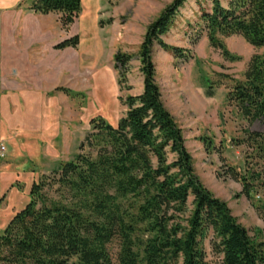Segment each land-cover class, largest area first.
I'll list each match as a JSON object with an SVG mask.
<instances>
[{
	"label": "trees",
	"instance_id": "16d2710c",
	"mask_svg": "<svg viewBox=\"0 0 264 264\" xmlns=\"http://www.w3.org/2000/svg\"><path fill=\"white\" fill-rule=\"evenodd\" d=\"M186 1L174 0L146 29L138 54L142 92L125 99L126 112L116 127L91 119L81 152L31 185L29 202L0 233V264H207L203 246L208 238L221 264H264L262 231L238 223L227 204L199 182L155 82L154 45L175 58L186 56L161 39ZM209 4V10H201V26L225 59H237L221 41L233 35L259 51L239 80L226 76L232 82L226 105L250 124L264 120V0ZM31 9L58 14L65 29L80 13L81 0H34ZM78 43L73 36L55 48ZM128 61L119 52L114 56L119 83L125 82ZM243 134L232 140L244 148L243 167L225 165L217 177L239 183V196L264 221V134L250 129ZM204 145L208 152L217 151L213 140L205 139ZM113 243L118 247L114 256Z\"/></svg>",
	"mask_w": 264,
	"mask_h": 264
},
{
	"label": "rangeland",
	"instance_id": "374dc122",
	"mask_svg": "<svg viewBox=\"0 0 264 264\" xmlns=\"http://www.w3.org/2000/svg\"><path fill=\"white\" fill-rule=\"evenodd\" d=\"M173 1L81 0L80 13L65 28L78 36L79 43L73 53L61 57L62 71L51 69L44 76L47 91L41 129L36 133L12 132L8 138L17 143L15 146L3 141L0 233L29 202L33 183L81 152L79 148L90 132L91 119L102 118L116 127L126 112L125 99L142 92L138 54L146 29ZM209 8V0H187L177 11L161 39L184 50L186 56L175 58L171 52L154 45L151 59L155 82L164 107L182 132L199 182L227 204L238 223L249 231L260 229L264 237V221L255 207L239 196L240 184L217 177L225 165L243 167L244 148L236 147L232 140L243 138L245 129L264 134V120L250 124L226 105V93L232 86L230 79L239 80L250 58L259 51L241 36L233 35L221 41L237 59H225L209 43L201 26V10ZM48 18L54 22L56 15ZM118 52L129 58L124 83H119L120 70L114 67ZM220 80L222 84H217ZM36 109L42 110L34 109L33 121H37ZM205 139L213 140L216 152L206 150ZM218 150H221L219 154ZM261 198L255 196L256 200ZM203 247L207 264H221V257L210 248L209 238ZM109 249L113 256L118 253L115 243Z\"/></svg>",
	"mask_w": 264,
	"mask_h": 264
},
{
	"label": "crops",
	"instance_id": "0c3cea01",
	"mask_svg": "<svg viewBox=\"0 0 264 264\" xmlns=\"http://www.w3.org/2000/svg\"><path fill=\"white\" fill-rule=\"evenodd\" d=\"M33 1L0 0V144L3 145V141L10 146L17 144L8 138L14 131L36 133L41 129L47 91L44 76L51 69L62 71L61 57L74 52L71 47L55 48L73 34L62 28L57 14L35 13L31 9ZM52 15H56L54 22L48 18ZM36 107L42 110L36 109L37 121H33L31 116ZM1 162L3 168L5 162ZM3 175L0 174V180Z\"/></svg>",
	"mask_w": 264,
	"mask_h": 264
},
{
	"label": "built area",
	"instance_id": "2783aa9c",
	"mask_svg": "<svg viewBox=\"0 0 264 264\" xmlns=\"http://www.w3.org/2000/svg\"><path fill=\"white\" fill-rule=\"evenodd\" d=\"M5 155V147L3 144H0V158H3Z\"/></svg>",
	"mask_w": 264,
	"mask_h": 264
}]
</instances>
